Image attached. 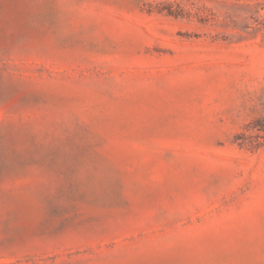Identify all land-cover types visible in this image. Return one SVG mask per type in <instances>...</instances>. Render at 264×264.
Segmentation results:
<instances>
[{
  "label": "rangeland",
  "instance_id": "rangeland-1",
  "mask_svg": "<svg viewBox=\"0 0 264 264\" xmlns=\"http://www.w3.org/2000/svg\"><path fill=\"white\" fill-rule=\"evenodd\" d=\"M0 264H264V0H0Z\"/></svg>",
  "mask_w": 264,
  "mask_h": 264
}]
</instances>
